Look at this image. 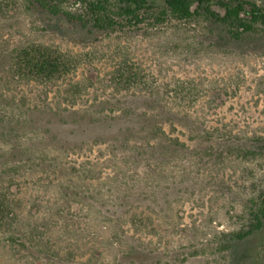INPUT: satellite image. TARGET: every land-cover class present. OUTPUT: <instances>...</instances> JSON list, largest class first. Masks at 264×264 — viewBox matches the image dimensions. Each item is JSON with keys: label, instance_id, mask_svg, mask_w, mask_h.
<instances>
[{"label": "rangeland", "instance_id": "obj_1", "mask_svg": "<svg viewBox=\"0 0 264 264\" xmlns=\"http://www.w3.org/2000/svg\"><path fill=\"white\" fill-rule=\"evenodd\" d=\"M5 2L0 57L41 45L84 65L70 79L82 86L73 102L67 83H0V195L18 216L0 233V264H264V227L223 248L248 229L264 190V156L229 150L230 140L248 147L238 141L264 137V49L217 48L205 24L67 36L21 0ZM124 58L144 84L119 93L110 75ZM178 84H190L195 100L167 98ZM150 88L174 116L166 137L104 125L131 104H151Z\"/></svg>", "mask_w": 264, "mask_h": 264}, {"label": "trees", "instance_id": "obj_2", "mask_svg": "<svg viewBox=\"0 0 264 264\" xmlns=\"http://www.w3.org/2000/svg\"><path fill=\"white\" fill-rule=\"evenodd\" d=\"M21 1L27 13L49 18L53 26L67 36H70L73 30L88 35L100 34L107 38L114 36L120 38L128 34L142 35L148 30L162 28L170 23L205 24L209 27L214 46L217 48L231 47L249 41L257 48L264 49V0ZM7 10V3L1 0L0 13L4 16ZM0 59L3 63L0 83L4 82V78L20 85H40L59 81L67 83L66 92L72 102L82 94L81 84H74L70 81L71 76L84 65L81 56L70 55L59 48L32 45L15 48L9 55H2ZM3 73L6 77L2 76ZM141 74V72H135L128 58H124L115 72L111 73L110 83L115 87L116 92L128 93L131 89L144 84ZM189 86L190 84L174 85L166 92L167 98L173 96L172 99L176 105L180 106L188 98L195 100L193 90ZM148 95L153 97L154 101L151 104L147 103V107L136 105L133 109V104H131L127 109L120 110L119 117H115L117 115L114 113V117L105 119L104 125L111 129L118 125L121 127L120 132L123 129L131 133L144 129L152 133L154 138L166 137L164 126L174 117L173 113L167 110L168 102L161 98L157 90L150 88ZM167 116L170 119L168 117L164 120ZM175 116L177 117L176 114ZM54 117L56 118V115ZM98 127L99 123H90L88 130L91 131ZM249 139L238 141L245 144L251 142L248 147L230 140L229 150L249 160L264 156V137L250 139V141ZM173 144L179 145L178 142ZM249 210L248 229H243L230 237L227 236L229 241L223 247L224 250H232L233 243L244 242L263 229L264 190L257 195V199L252 201ZM15 212L8 195L1 194L0 233L14 230L18 223V216ZM131 223L136 228L138 221L134 218ZM130 252V256L137 257L133 255L136 253L135 247H132Z\"/></svg>", "mask_w": 264, "mask_h": 264}]
</instances>
